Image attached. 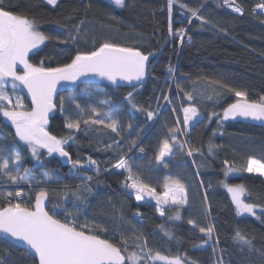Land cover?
Instances as JSON below:
<instances>
[{"label": "trees", "instance_id": "1", "mask_svg": "<svg viewBox=\"0 0 264 264\" xmlns=\"http://www.w3.org/2000/svg\"><path fill=\"white\" fill-rule=\"evenodd\" d=\"M125 2L127 6L119 9L110 6L107 0H59L58 7L52 8L45 0H4L6 10L34 19L38 30L46 35L69 39V33L76 35L77 26L81 28L74 42L46 41L41 48L31 52L29 61L35 65L41 60L45 67L70 63L77 52H90L104 41L139 49L145 54L154 53L155 58L151 61L145 83L139 87L86 84L56 97L48 131L58 138L67 137L71 131L75 137L64 148L73 160L79 159L86 165L80 172L92 177L89 182L92 192L84 205L71 196L67 201L63 199L64 191H75L82 183L79 177L71 175V171H75L72 164L66 167L55 154L48 155L44 150L40 156L43 163L36 166L28 146L18 141L11 122L0 114V156L11 161L15 158L13 146H17L22 167L29 168L39 183L31 188L26 184L13 188L7 187L11 183L0 181V205L6 204L7 191L22 189L27 198L31 196L34 201L36 191L45 187L50 190V205H60L78 214V223L87 219L90 223L95 221L105 225L109 232L100 235L111 238L118 245L122 238L127 240L128 253H139L140 249L134 245L144 243L146 238L148 248L154 253L158 251L170 258L183 257L195 264H264L261 256L264 222L248 214L238 216L231 194L224 186L243 185L246 189L243 200L258 205L256 212L261 214L264 178L243 171V168L250 158L264 161V125L253 119H220L217 122V117L212 116L218 113L221 117L223 110L238 99L234 93L220 87L221 84L246 92L249 102L259 103L264 97V23H261L264 16L252 11L261 1L236 0L244 10L240 15L224 6L223 0H182L190 8H199V14L209 21L202 24L194 18L189 24L190 13L181 15L183 10L174 6L173 29H187L183 45L169 35L167 0ZM187 36H191V43ZM170 67L173 69L171 73ZM129 92H133V103L141 111L125 99ZM15 93L21 96L25 109L31 110L29 102L20 93ZM188 95L193 97L191 101L187 99ZM164 96L169 98V106L163 107ZM61 100L64 101V112L60 110ZM71 100L81 105L85 117L93 107L108 112L118 121L121 135L117 136L102 125L82 123L79 132L67 129L65 124L78 118L75 115L78 110ZM187 106H195L201 118L197 120L199 123L196 121L184 129L176 122L183 120L182 109ZM147 111L156 113L155 118L148 120ZM173 127H180L184 132L187 130L188 143L200 152L189 157L187 146L178 147L183 139L177 134L168 166L160 168L156 156L163 141L170 139L169 129ZM133 141L136 147L132 146ZM209 144L216 146L211 154ZM141 147L147 155L143 158L133 156V149ZM125 157H129L133 175L139 176L158 194L166 190V185L177 181L183 184L188 205L178 209L176 206L166 208L165 215L161 216L155 203L137 201L124 187L126 173L114 167ZM89 158L97 161L99 173L95 166H87ZM228 166L239 170L235 175H228ZM45 173L53 177V182L44 181ZM57 177L61 180L57 181ZM64 185H68V189ZM209 206L211 215H206ZM177 211L180 219H169ZM137 212L139 216L135 215ZM121 213L123 219H120ZM189 220H193L197 227L193 228ZM161 224L172 233L171 239L164 235L159 227ZM209 225L215 229L213 238L208 241L215 247V252L213 247H200L208 238L200 233L199 227ZM237 229L252 240L255 251L249 252L247 246L242 250L234 241ZM144 263L159 264L151 263V260L142 261ZM0 264H33V259L24 250L9 246L0 239Z\"/></svg>", "mask_w": 264, "mask_h": 264}, {"label": "snow or ice", "instance_id": "2", "mask_svg": "<svg viewBox=\"0 0 264 264\" xmlns=\"http://www.w3.org/2000/svg\"><path fill=\"white\" fill-rule=\"evenodd\" d=\"M45 2L47 5H51L52 8L58 7L59 4V0H45ZM3 5L4 0H0V114L6 118V121L11 122V126L15 129V136L28 146V150L37 164L43 163L40 158V149H45L48 155L58 153L60 157L67 158V162L71 163L72 168L75 170H70L71 175L79 177L82 183L75 191L70 189L64 191L63 199L67 201L69 196H71L76 201H79L81 205H84L88 194L92 192V187L89 183L92 177L84 176L80 172V169H84L86 165L79 159L73 160L70 153L64 148L68 140H72L75 137L70 131L67 137L58 138L46 130L49 113L56 107L54 96L57 86L61 82L76 85L77 81H81V78H85L82 82H86L88 78H98L108 81L112 85H119V82H127L135 88L136 86L132 82H139L144 79L147 74L149 57L153 56L154 53L145 54L139 49L104 41L90 52H77L70 63L56 67H45L44 61L41 60L39 65H35L29 61L30 52L38 49L46 41L55 40L61 44L76 41L81 31L80 26H77L76 35L69 33V39H59L38 30L37 22L34 19L14 14L6 10ZM176 5L183 10L181 15L186 12L190 13V18L187 20L189 24L192 22L191 18L201 21L202 24H207L209 21L199 14V8H190L182 0H167L169 35L176 37L180 44L183 45L187 30L185 28L174 30L172 27L173 8ZM223 5L231 8L235 13L244 14L243 8L236 3V0H223ZM110 6L122 9L127 5L125 0H110ZM257 9L260 10L261 14H264V0H261L252 9L254 14ZM261 23H264V20H261ZM187 40L191 43V36H187ZM18 65L22 66V71L17 70ZM172 71L173 69L170 67L169 72L171 73ZM9 85L13 90L21 86L27 89V93L31 96V110L24 108L22 99L19 96L9 95L5 90ZM220 87L234 93L238 99L223 110L222 117L218 113L212 114V116L217 117V122L220 119H235L237 116L251 117L253 120H264V97L261 98L259 103L249 102L246 92L235 90L223 84ZM163 98L165 101L169 99L167 96ZM125 99L132 103L133 108L141 111L133 103V92H129ZM187 99L191 101L193 97L188 95ZM70 103L75 104L78 110L75 115L78 118L67 122L65 124L67 129L79 132L81 131L82 123L84 125H102L111 129L117 136L121 135L118 121L113 119L108 112L93 107L85 117L83 114L84 109L81 108L78 102L71 100ZM60 110L61 112L65 111L63 100L60 101ZM182 110L184 114L183 120H177L176 123L177 125L182 124L184 129H188L191 122L196 120L200 114L195 106L183 107ZM154 115L156 113L153 111H147L146 113L148 120H152ZM208 120L211 122V116L208 117ZM199 122L197 121V123ZM131 127L129 125V129ZM169 133L170 139L163 141L156 156V160L164 162V167L168 166V162L164 158L172 154L173 146L177 141V134H185L180 127L170 128ZM116 143L119 142L116 141ZM132 146L136 147L135 141L132 142ZM186 146L189 157H193L200 152V149L193 148L187 141L178 145L180 149ZM107 147L111 148V145ZM215 147V145L209 144V154L212 153ZM139 150L141 152L144 151L142 147ZM12 151L15 152V158L11 161L4 156H0V181L11 184L23 182L31 188L33 186L32 182L36 180V177L32 175L29 168L22 167L21 154L18 147L13 146ZM192 163L195 164L196 161L193 159ZM225 163L227 165V162ZM87 166H95L96 171L100 172L99 164L91 158L87 160ZM114 167L128 172L124 187L135 190L137 201L142 200V194H145L155 198L158 206L171 201V204L178 209L187 203L185 187L178 181L171 187L166 185L167 190L161 195L154 188L140 180L139 176L133 175L132 169L128 167L127 162L123 158ZM104 170L107 171L108 169L105 168ZM238 170L231 166H228L227 169L228 172ZM243 171L264 176V161L250 158L247 160ZM21 172H23V175ZM225 175L227 176V172ZM56 180L60 181L61 178L57 177ZM44 181L53 182V177L45 173ZM127 181H131V183ZM42 182L40 181V183ZM224 186L231 194L238 216L247 213L264 222V207L260 208L261 214L257 215L256 209L259 206L247 203L242 199L246 192L243 185L229 186L225 184ZM64 188L68 189V185H64ZM49 192L48 188L41 187L36 191L34 201L31 196H28L27 201H25L23 198L27 193L24 190H10L6 193V204L0 205V234L3 235L4 243L14 247L23 246L25 252L32 257L33 264H126V261L128 264H140V261L145 260H162L166 261V264H195V262L188 261L186 258L182 260L179 256L169 258L162 256L158 251L154 253L152 249L148 248L146 238L144 243H135L134 245L140 249L139 253H128L127 240L122 238L120 245H118L111 238L100 235V233L109 232V228L105 225L95 221L90 223L87 219L82 224L78 223L79 215L67 209L63 213H59L57 208L60 205H54L49 210L46 206V201H49ZM16 198L20 199L17 202H13ZM204 199L207 201L206 195ZM157 210L161 216L165 215V211L162 208L158 207ZM60 215H63L64 218H59ZM113 215L115 216V213ZM135 215L139 216V212ZM206 215H211L210 206L206 209ZM120 219H123L122 213ZM169 219L179 220V211L176 212L174 217H169ZM188 223L193 228L197 227L193 220H189ZM159 227L165 236L172 238V233L164 229L163 224ZM199 231L208 238L200 247L210 246L213 247L215 252V247L208 243L213 238L214 227L211 225L199 227ZM233 239L241 245L242 250L244 246H247L249 252L255 251L252 240L242 234L239 229L236 230ZM261 256L264 257V251H261Z\"/></svg>", "mask_w": 264, "mask_h": 264}, {"label": "water", "instance_id": "3", "mask_svg": "<svg viewBox=\"0 0 264 264\" xmlns=\"http://www.w3.org/2000/svg\"><path fill=\"white\" fill-rule=\"evenodd\" d=\"M154 58H155V55L149 57L148 69L150 67L151 61ZM148 69H147V73H148ZM146 77H147V74H146V76L144 77V79L142 81H139V82L133 81L132 84H134L136 87H139V86H141V85H143L145 83ZM84 80H85V78H81V81H77V84L76 85H69L66 82H61V84L57 86L56 94L54 96V102H55L56 97H57L58 94L64 93V92L74 91L79 86L86 85V84H102V83H105V84H108V85H110V86H112L114 88H120V87H130V88H133L127 82H119V85H112L108 81L100 80L98 78H88L86 82H82ZM7 89H9L11 91H15V92L20 93L29 102V104L31 105V96L27 93V89L26 88H23L21 86V87L15 89V90H13L11 88V86L9 85L7 87ZM31 107H32V105H31ZM54 111H55V109L52 112L49 113V120H48V124L46 125V130L47 131H48V127L50 125V120H51V118H52V116L54 114ZM259 121L264 125V120H259ZM54 154L60 159L62 165L66 166V167H70L71 166V163H68L67 162V158L60 157L58 153H54ZM48 205H49V201H46V206L48 207ZM0 239H4L2 234H0ZM18 248L24 250V247L23 246H19ZM126 264H127V261H126Z\"/></svg>", "mask_w": 264, "mask_h": 264}, {"label": "rangeland", "instance_id": "4", "mask_svg": "<svg viewBox=\"0 0 264 264\" xmlns=\"http://www.w3.org/2000/svg\"><path fill=\"white\" fill-rule=\"evenodd\" d=\"M107 1H110V0H107ZM46 43V42H45ZM44 45V44H43ZM43 45H41L39 48H41ZM38 48V49H39ZM35 50H37V49H34L33 51H35ZM32 51V52H33ZM31 53V52H30ZM29 53V54H30ZM18 69H20V70H23L22 69V66H17V70ZM8 93H9V95H13V96H19L20 98H21V96L20 95H18L17 93H15V92H10V91H8L7 90V88L5 89ZM86 93H92V94H94L95 92L94 91H86ZM22 99V98H21ZM22 103H23V105H24V102H23V100H22ZM166 106H169V104H168V101H164V103H163V107H166ZM24 108H25V105H24ZM184 115V114H183ZM223 116V112H222V114H221V117ZM153 118H155V117H153ZM201 118V115H199L197 118H196V120H194V121H192L191 122V124H190V126H192L197 120H199ZM249 119H252L251 117H248V118H245V117H240V116H237L235 119H228V120H223V121H235V120H249ZM189 126V127H190ZM184 132V131H183ZM186 132H187V130L185 131V134L184 135H180L181 137H182V141L184 142V141H187L188 140V138H187V134H186ZM18 138V137H17ZM18 141H19V139H18ZM69 141V140H68ZM21 144H23V142L22 141H19ZM188 142V141H187ZM25 145V144H24ZM27 146V145H26ZM174 147V146H173ZM45 149H40L39 151H40V153H42V151H44ZM46 151V150H45ZM173 153V152H172ZM54 154V153H53ZM171 156H172V154L171 155H167V156H165V158H164V160L165 161H169L170 160V158H171ZM126 162H127V165H128V167H130L131 168V165L129 164V157H125V158H123ZM35 160V159H34ZM35 165L37 166V165H39V164H37V162H36V160H35ZM160 168H163L164 167V162L163 161H159V165H158ZM118 171H121V172H124V173H126V171H124L123 169H118V168H116ZM235 171H231V172H228V175H235ZM253 174H255V175H258V176H261V175H259L258 173H253ZM32 175L33 176H35L33 173H32ZM36 177V176H35ZM261 177H263L264 178V176H261ZM21 184H25V183H23V182H21L20 184H10V185H8L7 187H9V186H11V187H13V188H16L17 186H19V185H21ZM174 184H171V185H169V187H171V186H173ZM4 187V186H3ZM167 190V189H166ZM165 190V191H166ZM164 191V192H165ZM163 192V193H164ZM162 193V194H163ZM161 194V195H162ZM143 195V198H142V200H140L139 202H147V201H149V202H153V203H155L156 205H157V203H156V200H155V198H153V197H151V196H148V195H145V194H142ZM244 198V196L242 197V199ZM188 205V201H187V203L185 204V205H183V207H186ZM158 206V205H157ZM174 205H172L171 204V201H169L167 204H160L158 207L159 208H162L163 210H165L166 208H171V207H173ZM259 209L257 208L256 209V211H258ZM247 213H245V214H243V215H246ZM170 258V257H169ZM182 260H184L185 258H183V257H180ZM151 263H159V264H166V261H162V260H156V261H153V260H151ZM127 264H128V262H127ZM140 264H142V261H140ZM145 264V263H144Z\"/></svg>", "mask_w": 264, "mask_h": 264}, {"label": "built area", "instance_id": "5", "mask_svg": "<svg viewBox=\"0 0 264 264\" xmlns=\"http://www.w3.org/2000/svg\"><path fill=\"white\" fill-rule=\"evenodd\" d=\"M261 1V0H260ZM230 11H232L231 10V8H229V7H227ZM256 13L257 14H259V15H262V16H264V14H261L260 13V10L259 9H257V11H256ZM194 18H192V20H193ZM187 30V29H186ZM187 34V33H186ZM133 153V156H135V157H137V158H143V157H145L146 155H147V153H146V151L144 150L143 152H141L139 149H136V148H134L133 149V151H132ZM131 154V155H132ZM128 176V172H126V177ZM128 183H131V181H128ZM26 184V183H25ZM25 184H21V186H25ZM32 184H33V186L35 187V186H39V183L37 182V181H33L32 182ZM26 185H28V184H26ZM32 186V187H33ZM18 187H20V185L18 186ZM28 187H29V185H28ZM128 190L130 191V192H132L134 195H136V192H135V190L134 189H131V188H128ZM20 198H16L15 200H13V202H17L18 200H19ZM24 200L26 199H28L27 198V196H25L24 198H23ZM54 205H50L49 206V210H51L52 209V207H53ZM64 208L63 207H59V208H57V211L59 212V213H63L64 212ZM61 219H63L64 218V216L63 215H60L59 216Z\"/></svg>", "mask_w": 264, "mask_h": 264}, {"label": "bare ground", "instance_id": "6", "mask_svg": "<svg viewBox=\"0 0 264 264\" xmlns=\"http://www.w3.org/2000/svg\"><path fill=\"white\" fill-rule=\"evenodd\" d=\"M233 12V11H232ZM235 13V12H234ZM236 14H239V13H236Z\"/></svg>", "mask_w": 264, "mask_h": 264}]
</instances>
